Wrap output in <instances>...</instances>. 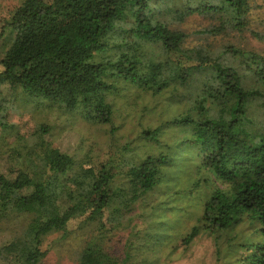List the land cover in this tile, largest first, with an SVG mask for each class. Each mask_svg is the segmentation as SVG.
Masks as SVG:
<instances>
[{
  "label": "trees",
  "instance_id": "trees-1",
  "mask_svg": "<svg viewBox=\"0 0 264 264\" xmlns=\"http://www.w3.org/2000/svg\"><path fill=\"white\" fill-rule=\"evenodd\" d=\"M191 15L211 21L194 36L248 31L264 42V0H23L12 10L0 29L1 130L17 127L5 113L15 100L108 123V96L123 82L182 88L189 106L165 125L185 132L175 141L160 140L162 125L143 130L154 151L141 161L127 157L126 144L93 166L54 146L46 124L32 144L19 135L0 170V221L19 222L0 245L4 264H42L46 238L67 236L74 220L101 232L122 226L147 196L174 209L193 193L198 214L182 243L207 235L228 264H264V54L230 42L218 52L193 46L192 33L167 18ZM103 240L81 247L77 264H154L132 250L120 260Z\"/></svg>",
  "mask_w": 264,
  "mask_h": 264
},
{
  "label": "rangeland",
  "instance_id": "rangeland-1",
  "mask_svg": "<svg viewBox=\"0 0 264 264\" xmlns=\"http://www.w3.org/2000/svg\"><path fill=\"white\" fill-rule=\"evenodd\" d=\"M22 1L0 0V29L5 20L10 18L12 10ZM255 14L257 18V12ZM167 18L173 27L192 33L190 42L193 46L207 45L218 52L221 46L230 42L264 54V42L255 39L248 31L235 32L226 37H198L194 36L193 31L206 27L211 22L209 19L191 15L179 23L173 17ZM173 88L170 86L153 92L130 83H120L119 89L108 96L112 105L111 120L108 123L90 120L82 114L65 110L59 104L39 105L34 100L7 102V119L17 127L4 130L0 127V170L6 168L12 149L21 146L19 135L32 144L37 140L42 124L50 126L46 137L54 146L93 166L100 167L113 155L120 157L117 153L126 144L133 148L127 152V157L141 161L154 151V143L145 138L143 130L162 125L165 127L160 137L162 142L175 141L185 133L180 127L165 126L168 120L189 106L188 94L184 97L182 88L178 92ZM181 177L188 179L185 172ZM158 197V194L147 196L146 202L141 200L132 207L122 226L112 228V224L107 223L101 232L97 230V225L79 229V221L74 220L69 225L67 236L54 233L46 238L44 247H49V252L42 264H77L81 247L89 241L98 242L101 238H104V246L120 260L126 256V252L132 250L139 260L148 257L154 264H228L224 254L219 258L215 241L207 235L197 236L190 245L182 243L183 235L196 223L198 206L194 193L185 201H178L174 209H171L172 206L156 208L159 207ZM181 207L185 210L182 211ZM17 223L12 219L0 221V245L16 235L19 230ZM245 227L246 235H250L247 224L241 225L240 229ZM232 260L228 261L229 264ZM0 264L4 263L0 260Z\"/></svg>",
  "mask_w": 264,
  "mask_h": 264
}]
</instances>
